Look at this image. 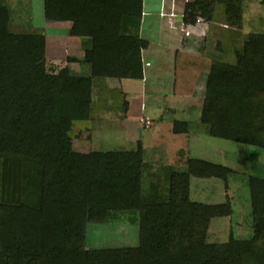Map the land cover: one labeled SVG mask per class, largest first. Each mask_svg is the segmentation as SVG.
I'll return each instance as SVG.
<instances>
[{
  "label": "trees",
  "instance_id": "obj_1",
  "mask_svg": "<svg viewBox=\"0 0 264 264\" xmlns=\"http://www.w3.org/2000/svg\"><path fill=\"white\" fill-rule=\"evenodd\" d=\"M144 0H44L47 20L71 21L88 38L82 63L90 74L47 64L43 33L12 32L0 0V264H264V177H249L253 236L207 241L229 201L190 197L191 180L221 178L231 167L190 157L185 170L166 166L165 185L142 194L144 150L80 152L71 131L93 112L96 79H143L149 41L124 34L139 27ZM244 0L187 1L186 26L216 17L240 25ZM236 61H214L200 116L212 137L264 148V33L234 41ZM126 104V101H124ZM126 106V105H125ZM190 123L174 121V133ZM126 216L139 226L137 247L87 248L90 222Z\"/></svg>",
  "mask_w": 264,
  "mask_h": 264
},
{
  "label": "rangeland",
  "instance_id": "obj_2",
  "mask_svg": "<svg viewBox=\"0 0 264 264\" xmlns=\"http://www.w3.org/2000/svg\"><path fill=\"white\" fill-rule=\"evenodd\" d=\"M3 2L11 10L10 30L12 32H39L45 30L44 27L47 28L45 26L44 0H32L33 9L30 14L24 12L14 0H3ZM164 16H167V14ZM164 16L162 18L165 20ZM177 16L181 20V13ZM199 19H201L200 22L204 24L206 29L203 30L202 26L200 27L201 31L191 29L195 31L192 34L197 36L195 40L199 39L195 44L198 52L187 64L191 65L193 62L196 67H199V71L196 73L198 85L194 88L196 98L190 102L184 101L188 103V106L174 107L169 101L176 89L175 76L172 71L171 74L165 73L162 67L165 64L167 71H170V65L175 62V51L173 48H160L155 44V52L150 54L148 58L152 65L146 67L145 74L148 73L149 78L154 81L158 80L157 76L161 77V80H159V86L153 87L159 88L158 95L146 99L145 117L136 119V123L130 122L132 120L123 114L127 110L126 104L119 97L109 95L112 97L110 104L102 105L100 103L102 93L96 90L93 93L95 106L93 105L91 119L74 123L71 136L74 149L83 152L135 151L140 144L143 148L144 145L152 146L157 143H164L165 146H169L171 152L173 150L171 154L174 163L172 162L170 166H174L178 171L185 170L190 157L202 158L231 167L234 172L229 175L227 184L221 178L193 177L191 180L190 198L192 200L214 204L229 201L231 204L232 213L228 216L213 219L208 230L207 241L220 245L228 242L230 237L247 239L253 236L254 222L249 177L252 175L264 177V148L210 136L208 125L201 123L199 115L201 116L205 101L207 77L214 61L235 62L234 41L240 44L249 33H264V0L243 1V18L240 25L226 24L221 5H218L216 9L214 20ZM174 30L180 31L179 26L176 25ZM155 31L156 29L152 33ZM156 35L154 34L155 40ZM168 38L167 31L163 29L162 40L166 44L175 46V39ZM47 39L51 45L56 36L49 31ZM160 51L162 55H159ZM47 64H49V61H47ZM86 71L82 74H90L89 68ZM149 84H151V81H148ZM151 92L156 94L153 90ZM169 105L170 108H175L173 112H169ZM164 110L166 115L175 118L178 122L187 121L190 123L189 131L184 133L186 136L182 137L179 142L173 141V145L172 142H169L172 141L169 140V135L176 134L173 131L175 120L171 123L149 120L154 116H160ZM101 111L103 112L99 114ZM158 123H160V126H156ZM137 124L141 126L138 130H136ZM154 126H156V129L160 127L155 132V135L159 137L155 139L153 134H150L147 138L145 134L150 132ZM187 142L188 144H186ZM186 152L189 153V156H184ZM143 156L145 164L141 186L142 194L148 196L154 184L162 186L165 185V181H168L165 175L169 170L167 172L165 168L169 165H165L166 154H146L145 152ZM138 233V223L129 221L126 216L107 222H90L86 228L85 246L98 249L137 247L139 244ZM0 258H3L1 250Z\"/></svg>",
  "mask_w": 264,
  "mask_h": 264
},
{
  "label": "crops",
  "instance_id": "obj_3",
  "mask_svg": "<svg viewBox=\"0 0 264 264\" xmlns=\"http://www.w3.org/2000/svg\"><path fill=\"white\" fill-rule=\"evenodd\" d=\"M17 5L24 11L29 12L33 9L32 0H14ZM187 1L193 0H144L143 1V16L139 27H124L123 33L135 35L141 38H144L149 41L148 48L142 51L143 63H144V78L143 79H118V78H106V79H96L94 82L93 93L98 90V92L102 93V97L100 99V103L102 105H108L111 102L112 97L109 95H113L115 97H119L122 102L126 101V117H128L130 122L136 123V119L145 117L146 113V99L148 97H152L154 95H158L159 88H153L159 86V80L161 77H156L158 80H152L149 78L148 73L145 74L146 67H151V61H149V56L154 50V45L157 44L160 48H173L175 51V62L170 65V71L168 72L165 64H163V69L165 73L171 74L175 76V91L173 97L169 99L171 104L175 106H188L186 102L193 101L196 96L194 93V88L198 85L197 72L199 71V67H196L195 64L188 65L190 59L194 58L198 52L196 47L195 40L197 36L192 34L196 30H200L201 28L205 30V26L200 22L199 19L196 24L186 26L183 22V12L185 10V5ZM175 13V14H174ZM181 13V20L177 16ZM167 16H164L166 15ZM165 17V20L162 17ZM204 19V18H203ZM31 20V16H30ZM46 27L43 31H35V33H43L46 36L47 40V49H46V58L49 61L48 66L51 69L58 70L60 68L68 66L72 71L76 73H83L89 68L87 65L82 63V59L84 56V47L89 45L88 38H81L78 36H71L69 31L72 27L71 21H51L46 19ZM179 26L180 31H175V26ZM202 26V27H201ZM167 27V29H166ZM201 27V28H200ZM155 32L152 33V31ZM163 29L167 31L168 39H175V46L173 44H166L164 40H162ZM195 31H193V30ZM202 30V31H203ZM51 31L56 39L52 41L51 45L47 39V33ZM201 31V30H200ZM34 33V31H32ZM154 34L156 35V40L154 38ZM194 35V36H193ZM170 42V41H168ZM173 45V47H171ZM178 45V46H177ZM159 48V50H161ZM168 48V49H169ZM196 48V49H195ZM195 49V50H194ZM158 51V50H157ZM159 55H162L160 51ZM90 70V68H89ZM87 72V71H86ZM200 73V72H199ZM148 81H151V84L148 85ZM154 91L156 94L152 93ZM99 93V94H100ZM108 94V95H107ZM179 102V103H178ZM177 103V104H176ZM183 104V105H179ZM193 104V103H192ZM93 105L95 106V96H93ZM191 105V104H190ZM135 106V107H134ZM175 108H170L169 112H173ZM101 111L99 114H101ZM93 113V112H92ZM166 111H162L160 116H154V118L149 119L157 122H172L175 118H172L165 114ZM122 115V114H121ZM200 117V115H199ZM186 120V119H185ZM190 121V120H189ZM128 122V121H127ZM126 123V122H125ZM129 123V122H128ZM158 123L156 126H160ZM154 126L150 132H147L145 135L148 138V135L153 134V136L158 138L159 136L155 135V132L160 127ZM141 126L137 124V129H140ZM157 134V133H156ZM186 136L184 133L180 134H171L169 135L170 143L173 141L179 142L182 137ZM185 144V141L183 140ZM169 144V143H166ZM188 144V142L186 143ZM76 150V149H75ZM144 154H166L167 160L165 161V165H170L172 161V152L169 146H165L164 143H157L152 146L144 145L143 147ZM150 150V151H148ZM157 150V151H156ZM79 151V150H77ZM83 152V151H80ZM88 152V151H86ZM159 152V153H157ZM189 152V151H188ZM184 153V156H187L189 153ZM189 156V155H188ZM165 157V156H164ZM145 160V159H144Z\"/></svg>",
  "mask_w": 264,
  "mask_h": 264
}]
</instances>
